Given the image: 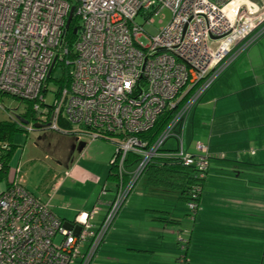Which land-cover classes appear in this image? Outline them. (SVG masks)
<instances>
[{"label":"built area","instance_id":"obj_1","mask_svg":"<svg viewBox=\"0 0 264 264\" xmlns=\"http://www.w3.org/2000/svg\"><path fill=\"white\" fill-rule=\"evenodd\" d=\"M72 8L78 27L69 46ZM165 10L168 22L148 35L144 24L155 16L163 22ZM263 32L264 0H0V108H7L3 95L30 100L37 124L80 138H117L111 160L117 180L99 223V204L72 221L61 218L21 183L16 168L0 191V264H92L154 157H175L206 179L209 146L197 141L195 151L187 150L185 124L205 90ZM56 67L69 82L51 89L47 79ZM166 110L175 112L149 143L140 134ZM10 116L27 131L37 129ZM170 138L176 145L165 147ZM130 154L139 157L132 170L126 165ZM203 186L194 187V198ZM108 191L105 185L103 195ZM187 205L193 214L199 206L195 199ZM178 240L186 250L189 238Z\"/></svg>","mask_w":264,"mask_h":264},{"label":"crops","instance_id":"obj_2","mask_svg":"<svg viewBox=\"0 0 264 264\" xmlns=\"http://www.w3.org/2000/svg\"><path fill=\"white\" fill-rule=\"evenodd\" d=\"M262 37L260 42L264 41V34ZM260 42L256 40L249 44L205 90L185 124L184 147L195 151L197 141L207 144L211 163L218 169V172H211V164L196 212L193 214L187 203L179 199L178 192L150 187L145 179L140 186L135 185L128 201L120 209L92 264L264 263V217L256 214L254 209L262 206L261 196L255 199V190L260 192L261 187L264 188L261 181L256 188L257 179L262 180L263 172H255L259 164L264 165V45ZM173 141V145L176 144V140ZM63 162L58 161L60 167H63ZM79 163L67 167L65 175L55 181L53 190L44 195L51 209L66 221L74 220L78 212L89 211L97 205H90L87 201L85 207L73 209L75 215L68 219L59 211L62 207L52 201L54 192L66 177L78 171ZM20 165V159L10 160L9 172L13 175L9 176V181L19 166V179L28 188ZM47 172L60 171L50 167ZM209 180L211 185L218 180L244 185L252 192L236 199L237 206H234L232 214L223 213L220 211L226 210L225 206L221 208L219 203L208 204L205 200V187ZM226 182L215 184L214 193L225 194ZM1 184V190L7 186L5 182ZM112 196L113 190L111 197L102 200L105 208L101 207L97 223L101 221L107 200ZM250 210L253 212L249 213ZM179 235L189 238L186 250L180 246Z\"/></svg>","mask_w":264,"mask_h":264},{"label":"rangeland","instance_id":"obj_3","mask_svg":"<svg viewBox=\"0 0 264 264\" xmlns=\"http://www.w3.org/2000/svg\"><path fill=\"white\" fill-rule=\"evenodd\" d=\"M164 12L166 17L164 18L163 22H160L159 16H155L154 22L144 24L145 31L148 35H155L158 33L159 28L168 22L170 18V11L165 10ZM137 21L143 23L144 17L139 15L137 17ZM263 34L264 32L260 34L256 40L260 42L263 38ZM142 41L147 42L148 38L144 36L142 37ZM260 43L264 45V41ZM63 74V68L56 67L53 71V77L56 79L49 81V88H56L59 84L56 80L60 79ZM52 97L53 94L48 92L47 99L50 101L52 100ZM2 104L7 108H0V120H12L10 114L18 116L29 110V103L26 100L10 95H3ZM30 123L31 122L26 123L24 126L30 125ZM61 128L67 130L66 128L69 127ZM13 141L17 145V148L11 160L14 162L20 159V166L23 167V172H21V174L24 175L29 190L36 196H42L40 198L45 201L44 195L47 196L48 193L53 190L55 181L59 179V177L65 175V169L67 167H71L75 163H79L80 161V168L78 171L71 176L66 177L64 183H62V185L54 192L52 201L62 207L63 210L60 209L59 211L65 213L64 215L65 217H68V219H73L75 215L73 209L85 207L87 201H90V205L99 204L102 209L105 208V204L102 200L106 197H111V192L115 188V182L110 179L108 180V169L111 164L112 156L116 151V137L112 136L108 139H104L100 137L95 138L88 135H83L80 138L76 134L55 130L49 126H45L31 131H27L25 127L24 130H19L14 134ZM173 143V139L170 138L165 143V147L171 146ZM29 160L33 161L29 162ZM59 160H64L63 167L59 166ZM226 163L229 165L232 164L228 161ZM212 165L211 172H218L217 166L215 164ZM50 167L52 170L54 169L60 172H47ZM227 170H229V168H227ZM255 170V172H263L261 175L262 180L259 178L257 179V188V185L260 183V181L264 183V165L259 164ZM246 172L250 171L247 170ZM11 174L13 175V172H9V176ZM55 174L58 175L57 178L54 177ZM144 181L145 176L142 175L136 187L140 186ZM218 181L215 184H222L226 182L224 180ZM211 183L212 182L209 180L205 187L206 202H208V204L219 203L221 208L225 206L227 209H220V212L227 214H232L234 211V206H237L235 204L236 199H238L240 195L242 198H244V196H242L244 193L252 192L244 185H235L233 182L229 183L227 181L226 183H228V188L226 191L228 193L226 192L223 195H219L214 193L213 189H215V184L211 185ZM2 185L3 184L0 183V191ZM105 185H107L109 191L107 194L103 195L102 191ZM254 196L255 199L261 196L260 202L262 206H255L254 209L256 214H261L264 217L263 186L261 187L260 192L255 190ZM260 207L261 210H257ZM248 212L250 213L253 211L250 210ZM262 240V251H264V232L262 234Z\"/></svg>","mask_w":264,"mask_h":264},{"label":"trees","instance_id":"obj_4","mask_svg":"<svg viewBox=\"0 0 264 264\" xmlns=\"http://www.w3.org/2000/svg\"><path fill=\"white\" fill-rule=\"evenodd\" d=\"M76 27H78V24L76 17H74L67 29V42L69 46H72V43L77 37ZM66 69L67 67L65 66V70ZM65 74H63L60 79L56 80L60 86L67 85L69 82V79ZM52 79H55L53 77V72L47 79V82ZM26 101L29 103V110L18 115V117L22 123L26 124L33 122L36 124V113L33 110V103L30 100ZM174 112L175 110H166L159 117L154 127L151 130L140 134V136L148 140L149 143H152L172 118ZM61 124L62 127H69L67 123L62 122ZM41 126L45 127L44 124H41ZM19 130H24V127L17 121L0 120V183L5 182L7 185L11 183L9 181L10 160L17 148V145L13 141V137ZM166 149L167 148H165V150ZM138 160L139 157L136 154H130L126 162L127 167L132 168L134 163ZM116 172L117 168L113 164H110L108 180L116 181ZM142 175L145 176L146 184L150 187L176 191L178 192L181 201L188 203L195 199L199 203L200 195L197 198L193 197L194 187L198 184L204 185L205 179L199 177L197 169L192 165H187L175 157L157 156L147 164ZM125 177L128 178V175ZM165 221L173 222L174 220L165 219Z\"/></svg>","mask_w":264,"mask_h":264},{"label":"water","instance_id":"obj_5","mask_svg":"<svg viewBox=\"0 0 264 264\" xmlns=\"http://www.w3.org/2000/svg\"><path fill=\"white\" fill-rule=\"evenodd\" d=\"M73 10H74V8L71 9V12H70L69 18H68V20H67V27L70 25L71 19H72V17H73ZM52 67H53V65L51 66V69H52ZM51 69H50V71H49V74H50V72H51ZM35 125H36L37 128L42 127L41 124H37V123H36Z\"/></svg>","mask_w":264,"mask_h":264}]
</instances>
